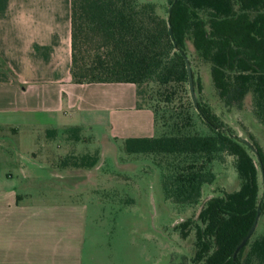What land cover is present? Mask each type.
Listing matches in <instances>:
<instances>
[{
    "label": "trees",
    "instance_id": "trees-1",
    "mask_svg": "<svg viewBox=\"0 0 264 264\" xmlns=\"http://www.w3.org/2000/svg\"><path fill=\"white\" fill-rule=\"evenodd\" d=\"M165 1L161 14L153 3L143 0H69L70 80L134 84L135 106L152 110L161 133L123 137V147L127 152L154 155L162 169L164 195L176 203L197 205L202 184L214 178L212 160L231 155L237 188L210 195L195 219L186 217L174 226L181 237L193 230L187 264H264V231L255 236L252 231L232 257L256 208L259 214L264 208L260 179L264 152L248 133L257 160L198 94L196 107L189 93L186 99L183 57L188 58L196 92L201 84L193 75L187 43L208 63L221 104L241 107L249 94L252 112L264 124V0ZM200 123L207 126L205 133L196 130ZM64 129L70 138L82 139L78 125ZM97 159L95 152H69L58 156L57 163L87 168Z\"/></svg>",
    "mask_w": 264,
    "mask_h": 264
},
{
    "label": "crops",
    "instance_id": "crops-1",
    "mask_svg": "<svg viewBox=\"0 0 264 264\" xmlns=\"http://www.w3.org/2000/svg\"><path fill=\"white\" fill-rule=\"evenodd\" d=\"M69 65V0H0L2 137L12 132L25 138L18 144L31 151L35 127L69 116L77 121L64 126L78 125L80 134L104 125L108 144L115 137L153 135L152 110L135 106L132 82H72ZM50 154L46 144L45 158L56 162ZM85 226L86 205L77 196L23 201L14 182L0 174V264H99L85 247Z\"/></svg>",
    "mask_w": 264,
    "mask_h": 264
},
{
    "label": "rangeland",
    "instance_id": "rangeland-1",
    "mask_svg": "<svg viewBox=\"0 0 264 264\" xmlns=\"http://www.w3.org/2000/svg\"><path fill=\"white\" fill-rule=\"evenodd\" d=\"M143 1L153 3L156 11L163 14L165 0ZM187 49L192 58L193 75L201 84L196 92L192 81L195 96L198 94L207 102L235 135L246 137L250 133L264 152V124L255 118L249 94L245 95L241 107L225 108L212 85L208 63L195 55L189 43ZM185 95L187 99V91ZM193 117L197 122L194 114ZM76 121L69 116L67 121L57 120L55 124L35 127L31 151H25L18 144L20 138L12 132L0 135V140L7 142L0 156L1 176L14 182L23 201L60 200L68 196L83 200L86 205L85 247L90 252L95 251L99 264H187L193 250V230L181 237L174 225L186 217L195 219L196 208L208 195L237 188L239 179L233 157L225 154L222 159L212 160L214 178L202 184L197 205L179 204L164 195L162 169L153 154L127 152L121 137L110 139L111 144L106 143L103 134H107L108 129L102 124L85 127L81 135L85 133L87 137L74 140L68 136L64 124ZM195 128L201 133L207 131V126L201 123ZM46 129L53 132L47 133ZM160 133V127L156 126L153 135ZM46 144L51 148V157L52 153L56 158L69 152H95L98 159L87 168L62 166L45 158ZM22 163L24 171L19 165ZM263 231L264 208L253 235Z\"/></svg>",
    "mask_w": 264,
    "mask_h": 264
},
{
    "label": "water",
    "instance_id": "water-1",
    "mask_svg": "<svg viewBox=\"0 0 264 264\" xmlns=\"http://www.w3.org/2000/svg\"><path fill=\"white\" fill-rule=\"evenodd\" d=\"M167 32H168V35L170 36V38L172 39V32H171V27H170V24L169 23H168V27H167ZM183 57H184L185 68H186V72H187L188 93H189V96H190V99H191L193 105L196 107L197 100H196L195 92H194L193 85H192V76H191V72H190V64H189V61H188V58L186 57V55L183 54ZM237 137L245 145H247L251 149V151L255 154L256 159L258 160L259 156H258V154L256 152V148L252 145V143L250 142V140L247 137H243V136H240V135H238ZM260 179H261V183H262L261 195L263 196L264 195V175L262 173V170H261ZM209 196L210 195H208L206 198H208ZM203 201L196 208L195 214H197L198 211L200 210V208H201V206L203 204ZM259 210H260L259 207H257L256 208V212H255V215H254V218L252 220V223H251L250 227L248 228V230L246 231L245 235L241 238V240L238 242V244L234 247L233 252H232V257H234V255H235L236 251L238 250V248L241 245L244 244V242L246 241V239L250 236V234L254 230V227H255L256 222H257V218L259 216Z\"/></svg>",
    "mask_w": 264,
    "mask_h": 264
}]
</instances>
